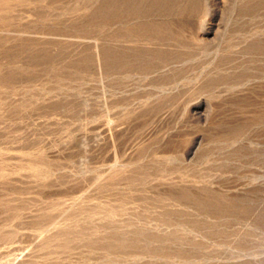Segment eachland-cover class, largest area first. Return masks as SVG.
<instances>
[{"label": "rangeland", "instance_id": "374dc122", "mask_svg": "<svg viewBox=\"0 0 264 264\" xmlns=\"http://www.w3.org/2000/svg\"><path fill=\"white\" fill-rule=\"evenodd\" d=\"M0 264H264V0H0Z\"/></svg>", "mask_w": 264, "mask_h": 264}]
</instances>
